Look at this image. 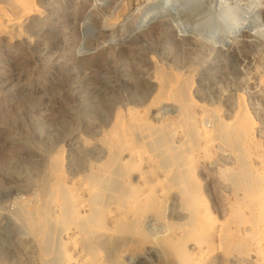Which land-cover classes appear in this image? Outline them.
I'll list each match as a JSON object with an SVG mask.
<instances>
[{"label": "rangeland", "instance_id": "rangeland-1", "mask_svg": "<svg viewBox=\"0 0 264 264\" xmlns=\"http://www.w3.org/2000/svg\"><path fill=\"white\" fill-rule=\"evenodd\" d=\"M190 1L37 0L35 11L28 14L20 28L19 37L0 36V264L46 263L48 257L18 217L19 205L31 200L47 183L49 161L59 151L63 152L67 182L86 181L90 170L99 161H105L106 149L100 145V139L111 130L117 112L125 115L129 109L139 110L140 118L147 120L144 108L156 92V84L152 83L156 65L177 77H190L198 105L196 112L206 118L201 128L209 136L202 139L200 148L196 147L193 138L183 130L168 127V121L181 117L173 101H164L155 108L150 119L156 124L159 119V124H167L163 135L152 138L168 136L171 140L159 142L157 145L162 146L155 147L154 152L150 149L152 138L142 140L140 145L127 142L131 149L134 145L140 148L139 163L143 164L132 171L129 181L140 189L142 197L155 201L145 204L150 211L142 223L136 224L138 229L134 233L123 227L126 218L120 209L110 207L114 214L107 218L108 230L96 235L97 252L90 264H178L173 242L183 235L184 221L176 217H187L189 213L184 209L183 186L176 187L170 178L179 172V167L171 164L170 153L165 152L180 143L185 146V141L188 146L194 145L188 153L193 160L189 168L193 174L188 180L194 179L191 181L199 183L201 189L197 206L205 220L202 231L216 227L219 231L223 228L225 233L231 231L233 246L238 245L233 247V254L219 240L204 244V264H227L231 260L237 264H264L259 243L263 237L256 231L261 221L255 220L258 217L248 210L256 198L264 200V192L258 190L262 187L264 191V32L258 35L251 31L254 26L264 27V4L248 16L246 31L237 32L233 39H224L220 30L225 23L218 19L213 20L216 26H203L212 20L208 18L201 24L202 18L197 15L201 3L192 0L196 3L191 5ZM224 1V8L238 11L242 7L240 0ZM192 6H196L197 13ZM149 10L159 15L152 13L154 16L148 17ZM145 17L149 19L146 21ZM207 30V37L215 35L213 38L220 46H210L202 39ZM240 99L253 118L254 128L248 138L239 131L238 143L232 145L222 139L223 133L214 127V118L206 113L216 112L218 118L226 120L229 129L238 130L240 120L235 115ZM154 116H158V122ZM130 147L123 155L125 161L130 159ZM243 170L262 177L255 184L251 182L248 189L241 188L233 179ZM157 181L165 184L161 186ZM26 209L31 211L30 207ZM203 209L207 211L201 214ZM238 214L243 218H238Z\"/></svg>", "mask_w": 264, "mask_h": 264}, {"label": "bare ground", "instance_id": "bare-ground-1", "mask_svg": "<svg viewBox=\"0 0 264 264\" xmlns=\"http://www.w3.org/2000/svg\"><path fill=\"white\" fill-rule=\"evenodd\" d=\"M36 1L37 0H4L3 4H5L7 2L5 5L8 4V7H6L3 4L2 5L0 4L1 5L0 6V36L6 34L7 37L9 35L19 37L21 34L20 28L22 27L23 23L26 21L28 14L35 11L34 8H35V5H37ZM195 1L198 3H201V5L199 6L200 8L198 7V5H197L198 3H197L196 4L197 7L192 6L191 9L193 11L194 7H196L197 12L200 10V14H197L200 16V18H202V20L200 19L201 20L200 23L208 20V18L212 20L211 22H213L212 24L210 21H207L209 23H204V24L201 23V24H203V26L205 24H206V27H207V24L208 25L210 24V26H211V25L215 24L214 22L218 19L221 20L223 23H225V26L222 27L220 30V32L223 33L222 35H223L224 39H233L234 35H236L237 32L240 33V32L246 31L247 30L246 29L247 23H248V21H250L248 16L252 15V13L254 14V8H256L257 6H260V4H264L263 0H240L242 2L240 4V6H242V7L240 9H238L236 7L238 9V11H236V10L230 9L231 7L224 8L225 7L224 6L225 3H223V2H225L224 0H201V2L199 0H195ZM194 2H191L190 4L192 5V3H193L195 5L196 2L195 3ZM159 7L160 6H158V8ZM198 8H199V10H198ZM194 11H195V9H194ZM189 12H191V10H189ZM195 12H192L193 15H195ZM149 13L150 14H147V15H149L148 17L152 16L156 12L154 10L152 12L150 11ZM158 13H160V12L158 11ZM192 13H190V14L192 15ZM147 15H145V16H147ZM157 15H159V14L156 13L155 16H157ZM188 16H189V14H188ZM147 18H146V21H147ZM213 20H215V21H213ZM213 26H216V25H213ZM206 27H205V29H207ZM211 28L212 27H210L208 29L210 30ZM213 29H215V27ZM251 29H252L251 31H253L254 33H256L258 35H260V33H262V35H263L264 27L262 25L254 26ZM203 31H204V29L202 30V32ZM207 34H209L208 30H207V33L204 32L202 35V39L207 44H209L210 46H213V47L220 46L219 44H217V42L213 38V36L215 37V35H212V33H211V35L209 37H207ZM211 36H212V38H210ZM224 39H222V40H224ZM171 73H168L167 70L162 68L161 66L156 65L155 75H154L155 80H154V82H152L153 84L154 83L156 84L155 85L156 86V92H155V95H154L153 99L151 100V102L148 105H146L145 108L143 107L145 110L144 112L146 113V116L148 115L147 120L140 118V115H139L140 113L138 112L139 110L136 111L135 109H129L127 114H125V115L122 114L121 112H117L116 117H115V121L112 125L111 130L109 132L105 133V135H103V138L100 139V142H101L100 145H102V147L104 149H106L105 150V153H106L105 161H99L101 163H98V165L94 164L96 166V168L93 167L94 169L90 170L89 175L90 174L91 175L86 181L77 180V181L73 182L72 180H70L72 182L71 184H70V182L69 183L67 182L68 180H66V178L64 176V173H65L64 171H66V170H64V165H63V161H64L63 160V158H64L63 152L59 151V152H57V154L54 157H52L51 161H49L50 165L48 166L49 167L48 177H47L48 180L45 179L47 181V183L44 186H42L39 193H37L31 200H29L25 204L19 205L18 217L26 225L27 229L30 231V234H32L31 236H33L34 240L37 242V246L39 244L42 252L48 257L45 264H90L91 258H93V256L97 252V247H96L97 237H96V235L98 233L100 234L101 232H104L105 230H108L106 222H107V218H109L111 214H114V212H112V210L110 208L112 206L113 207L117 206V208L120 209V212H122V214L126 218V224H124L125 226H123V227L126 228V231H128L129 233H134L138 229V228H136V226L139 225V223L143 222L144 215L146 216L147 211H150V209H148L145 204L150 203V202L153 203L152 201H155V200H152L153 198L150 199V198L142 197V195L140 194V191H139L140 189H138V187L133 182L129 181L130 175H132L131 174L132 171L134 169L138 168V166H140L139 165L141 163V162L139 163L140 153L138 151V149H140V148H137V146L135 147V145H134V147L136 149L134 147H133L134 149L133 148L131 149V147L129 146L130 147V150H129L130 159H129V161H127V160L125 161L124 160L125 158L123 159V157H124L123 155H124L125 151L129 149V147H127L128 146L127 142H128V144L130 142L131 145H132V143H134L136 145H140L142 140H146V139H149L152 137L154 138V136L156 138V136L158 134L163 135L164 132L163 133H161V132H162V130H164L166 128L165 126L167 123L162 122L159 124V122H161V120L159 119V122H158V120L156 121L158 116L156 117V119H155V116L153 117L155 122H158V124L154 123V121H152V119H150V116L155 113V111H156L155 108L158 105H160V104L163 105V103H165V102L173 101V103H175L178 106L179 112H180L179 116H181V117L180 118L176 117L175 119L173 118L174 120H172V121L170 120V122L167 120L169 123L168 127L171 126V128L175 129V130H179V129H181V131L183 130V132L185 134H187V137L190 136V139L193 138L192 143L196 142V145H195L196 147H199V148L201 147L200 142L203 141L202 139L208 135V133H207L208 131L206 129L201 128L202 123L204 122V120L206 118L205 117H199V115L196 112V110H198V105L196 104V102L193 98L194 96L192 94V92H193L192 80L190 79V77L188 78V76L186 78H184L185 76L184 77L181 76V77H183V78H181V77H177V75L175 76ZM145 100H147V99H145ZM237 108H238V110H237V113L235 116L237 118H239V120H240V125H239L240 127L239 126H238V128L236 127L238 130L233 129L234 131H232V129H229L230 126L227 127V125H226L227 123L225 122L226 120L223 121L220 119V117L219 118L217 117L218 114H216V112H207L206 113L208 115L210 114V117L214 118L213 119L215 122L214 127L217 126L216 130H218V132H221V134L223 133V135L221 136L222 139L225 142L232 144V145H235L238 143V140H237L238 134L237 133L239 131H240L239 133L244 134L248 138V136H250V134L252 133L253 128H254L253 118L250 115V113L248 112L246 104L244 103V101L242 99L239 100ZM213 120H212V122H213ZM175 130H173V131H175ZM181 131L179 130V132H181ZM158 137H159V135H158ZM158 137L156 140L152 138L153 142L151 143L152 147L150 149H152L153 152L156 150L155 147H157V149H159V146L161 145V144L157 145V144H159V142L162 143V142H165L167 138L169 139L168 136H167V138L166 137L158 138ZM187 137H186V139H187ZM170 140L171 139H169V141ZM150 141L151 140H149V144H150ZM185 142H183L185 144V146H183V145L180 146V144H181L180 143L179 146L168 147L167 152H165L168 154L170 153L169 158L171 156V162H172L171 164H173V166L177 165L179 167V172L177 170L176 172H178V173H175L176 175L171 176L170 178L176 187H179V186L182 187L183 186L182 190L181 189L180 190L185 195L186 206L184 209L187 211V213H189V216H187V217L186 216H183V217L177 216L176 217L178 220L184 221V224H182L184 226V231H183V235L181 237H179L178 240L173 242V249H174L175 256L177 259L176 261H178L177 262L178 264H202L203 261L205 262V260H204L205 251L203 248L204 244H206V245L212 244L216 240H219L222 243H225L226 245H228V247H229L228 251L229 252L231 251V253H233V252L235 253V251H232V250H234L233 247L238 246V245L235 244V246H233V243L235 242V240L234 239H233L234 241L232 240L233 232H231V231H229L230 233H228V232L225 233V232L221 231V230H223V228L222 229L220 228L221 229L220 230L221 232H220L218 229H216L217 227L212 228V229L208 228L207 231H205V229H204V231H202L205 220H204V217H201L199 215L200 211H199L198 206H197V204H199L198 202H201V194H200L201 189L199 190L200 187L198 188L199 183H193L194 181L193 182L191 181L194 179L188 180V178L190 176L192 178V174H193L189 169L190 166L192 165L193 160L191 159V157H188V153L190 152L189 150L191 148L193 150L194 145L188 146V144L186 145ZM190 142H191V140L189 141V143ZM192 143H190V144H192ZM142 144H143V142H142ZM144 145H145V143H144ZM145 146H147V145H145ZM161 146H160V148H161ZM140 147L142 149V146H140ZM146 148H148V147H145V149ZM150 149H149V151L148 150L147 151L150 152ZM164 151H165V149H164ZM164 151H163V153H164ZM164 155L166 156L167 154H164ZM161 161H162V159H161ZM149 162H150V160H149ZM146 163H148V162H146ZM150 164H151V162H150ZM160 164H161V162H160ZM162 164H164V163H162ZM142 165L143 164L141 163V167H142ZM170 166L173 167L172 165H170ZM160 167H163V165H160ZM166 167H167V163H166L165 168ZM171 167H169V168H171ZM190 172H191V174H190ZM139 173H141V171H139ZM194 173H195V171H194ZM252 173H254V172H250L248 170H245L241 174L239 173V175H237L238 173H236L237 176L235 179H233V181L236 180L237 185L239 183V186L241 188L243 187L245 189H248L247 186L251 182L255 184L256 183L255 180L262 177V175L258 176V175H253ZM144 176H145V174H144ZM80 178H81V176H80ZM82 178H83V176H82ZM157 182H159V181H157ZM170 182H169V184H170ZM146 183H147V181H146ZM159 183L158 184L161 185V182H159ZM143 184H145V183H143ZM163 184H165V182L162 183V185ZM166 184H167V182H166ZM258 185H257V187H258ZM143 186H139V187H143ZM251 186H252V184H251ZM149 187H148V189H149ZM146 188H147V186H146ZM156 188H157V186H156ZM168 188H169V186H168ZM150 189H154V187H151ZM258 190H262V192H264L262 187H261V189H258ZM241 191H242V189H241ZM256 191H257V189H256ZM149 192H152V190ZM259 192L257 191V193H259ZM160 194H159V196H161ZM255 196H256V194H255ZM263 197H264V195H263ZM258 198H262V197H258ZM160 200H162V199H160ZM162 202H163V200H162ZM253 202H255V203L253 205L251 204V207L248 208V210L251 211L252 216H253V214H255L258 217V218H255V220L260 219V221H261V224H257L256 231L260 233L261 237H263V241L262 242L259 241V243H261V246H262V248L260 250L261 255H264V200H262V199L257 200V198H256L255 201H253ZM159 204H161V203L159 202ZM147 206L149 207V204H147ZM27 207L31 208L30 212L26 211ZM156 207L157 206H155V208H153V209H156ZM233 207L235 208V206H233ZM204 209H203V212H201V214L204 213V211L208 210L207 206H206L207 210H204ZM151 211H153V210H151ZM154 211H156V210H154ZM240 211H241V209H240ZM158 212H156V213H158ZM208 213H210L209 210H208ZM233 213H234V211H233ZM243 215L246 216L244 213H243ZM247 215H248V213H247ZM232 217L233 216H231L230 218L232 219ZM236 218H237V215H236ZM236 218H234V219L237 220ZM238 218H243V216L241 214H238ZM246 218H248V217H245L244 219H246ZM208 219H209V217H208ZM211 219H212V217H211ZM248 220H249V218H248ZM209 221H210V219H209ZM232 221H234V220L232 219ZM232 221H231V223H233ZM252 221H253V219L251 220V222ZM117 222H119V221H116V223ZM243 222H245V221H243ZM257 223H259V222L257 221ZM112 224H113V222H112ZM255 224H256V221H255ZM242 225H244L246 227V224L242 223ZM213 227H215V225ZM253 227L255 228V226H253ZM112 228L113 227L109 228L110 231L113 230ZM172 228H171V230H172ZM239 228H240V225H239ZM241 228H243V227H241ZM235 230H238V229L236 228ZM170 235H171V233H170ZM174 235H175V233L172 235V237ZM233 238H234V234H233ZM240 238H241V236H240ZM256 238H257V236H256ZM260 239H262V238H260ZM256 240H258V239H256ZM193 244H195V245H193ZM258 246H259V244H258ZM27 247H29V246H27ZM27 247H25V248L27 249ZM223 247H225V246L223 245ZM205 248L207 249V247H205ZM209 250L211 251V248ZM38 252H40V251H38ZM218 252H220V251H218ZM26 253H28V252H25V254ZM207 253H208V251H207ZM30 254H29V257L30 256L32 257L33 254L32 255H30ZM44 254H43V256H44ZM229 255H232V254H229ZM175 256H174V258H175ZM115 257L117 258V256H115ZM26 258H28V257H26ZM210 258H211V255H210ZM21 259H22V257H21ZM205 259L207 260V258H205ZM260 259H262V258H260ZM32 260H33V258H32ZM32 260H31V263H32ZM41 261H43V260H41ZM204 262H203V264H204ZM261 262L259 260V263H261ZM28 263H29V261H28ZM237 263L238 262L234 261V260L227 262V264H237ZM245 264H251V263L246 262ZM252 264H254V263L252 262Z\"/></svg>", "mask_w": 264, "mask_h": 264}, {"label": "water", "instance_id": "water-1", "mask_svg": "<svg viewBox=\"0 0 264 264\" xmlns=\"http://www.w3.org/2000/svg\"><path fill=\"white\" fill-rule=\"evenodd\" d=\"M226 22V21H225Z\"/></svg>", "mask_w": 264, "mask_h": 264}]
</instances>
